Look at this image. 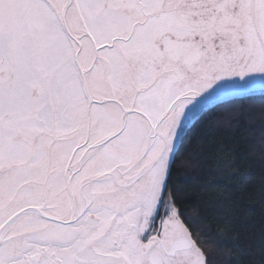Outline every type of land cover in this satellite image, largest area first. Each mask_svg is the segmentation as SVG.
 I'll return each mask as SVG.
<instances>
[{"label":"snow or ice","instance_id":"1","mask_svg":"<svg viewBox=\"0 0 264 264\" xmlns=\"http://www.w3.org/2000/svg\"><path fill=\"white\" fill-rule=\"evenodd\" d=\"M250 104L264 0H0V264H264L247 188L213 228L173 181ZM229 152L217 174L239 185Z\"/></svg>","mask_w":264,"mask_h":264},{"label":"trees","instance_id":"2","mask_svg":"<svg viewBox=\"0 0 264 264\" xmlns=\"http://www.w3.org/2000/svg\"><path fill=\"white\" fill-rule=\"evenodd\" d=\"M221 147L230 150L227 158L237 161L239 185L217 174L218 168L223 167L220 159L225 155L219 153ZM185 148L187 151L183 157H178L173 173V181L185 201L184 211L193 221L215 228L216 221L221 218L218 202H228L229 190L247 188L253 194L248 203L254 211L248 218L245 232L250 243H259L264 230V216L260 210V189L264 186V106L250 104L247 109H235L230 125L213 122L203 135L195 142L189 141Z\"/></svg>","mask_w":264,"mask_h":264}]
</instances>
